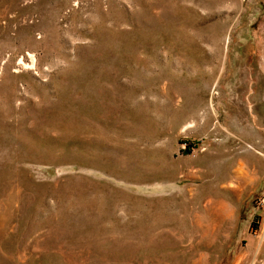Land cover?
Here are the masks:
<instances>
[{"label":"rangeland","instance_id":"1","mask_svg":"<svg viewBox=\"0 0 264 264\" xmlns=\"http://www.w3.org/2000/svg\"><path fill=\"white\" fill-rule=\"evenodd\" d=\"M0 264H264V0H0Z\"/></svg>","mask_w":264,"mask_h":264}]
</instances>
